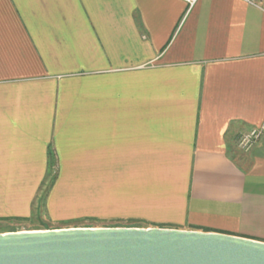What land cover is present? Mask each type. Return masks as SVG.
<instances>
[{
    "label": "crops",
    "instance_id": "crops-1",
    "mask_svg": "<svg viewBox=\"0 0 264 264\" xmlns=\"http://www.w3.org/2000/svg\"><path fill=\"white\" fill-rule=\"evenodd\" d=\"M260 126L264 0H0V218L264 242Z\"/></svg>",
    "mask_w": 264,
    "mask_h": 264
},
{
    "label": "water",
    "instance_id": "water-1",
    "mask_svg": "<svg viewBox=\"0 0 264 264\" xmlns=\"http://www.w3.org/2000/svg\"><path fill=\"white\" fill-rule=\"evenodd\" d=\"M0 264H264V242L162 227L0 233Z\"/></svg>",
    "mask_w": 264,
    "mask_h": 264
},
{
    "label": "rangeland",
    "instance_id": "rangeland-1",
    "mask_svg": "<svg viewBox=\"0 0 264 264\" xmlns=\"http://www.w3.org/2000/svg\"><path fill=\"white\" fill-rule=\"evenodd\" d=\"M54 175V173H53ZM53 178L43 182L31 210L26 215L0 218V233L12 231H30L61 228H101V227H132L141 226L140 223L130 222L123 219L99 218L90 215L61 217L59 214L52 215L46 211L45 199Z\"/></svg>",
    "mask_w": 264,
    "mask_h": 264
},
{
    "label": "built area",
    "instance_id": "built-area-1",
    "mask_svg": "<svg viewBox=\"0 0 264 264\" xmlns=\"http://www.w3.org/2000/svg\"><path fill=\"white\" fill-rule=\"evenodd\" d=\"M186 2L188 8L190 9L197 0H183ZM250 5H258L259 0H242ZM264 126H260L257 128H253L248 132L240 134L236 139L237 148L241 151H248L251 147L259 140L261 135L263 134Z\"/></svg>",
    "mask_w": 264,
    "mask_h": 264
}]
</instances>
